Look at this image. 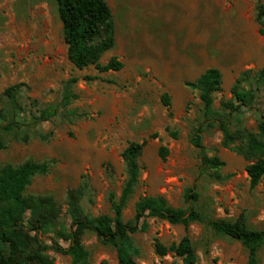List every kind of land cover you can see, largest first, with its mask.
<instances>
[{
    "label": "rangeland",
    "instance_id": "rangeland-1",
    "mask_svg": "<svg viewBox=\"0 0 264 264\" xmlns=\"http://www.w3.org/2000/svg\"><path fill=\"white\" fill-rule=\"evenodd\" d=\"M258 1L264 4V0H106L114 46L98 62L116 57L123 67L99 72L94 65L79 69L68 60L54 0H0V126L13 119L29 135L22 142L0 133V166L49 161L48 172L33 177L25 191L49 194L59 206V217L45 239H56L55 231L70 225L69 190H82L83 213L111 214L107 195L120 194L126 178L121 153L130 141H145V146L138 159L139 182L123 212L125 222L132 220L141 196L162 195L171 206L184 207V190L194 186L197 210L213 219L233 220L243 214L250 228L264 230V178L250 188L245 167L251 160L234 149L242 143L222 146L217 128L205 130L206 155L218 156L225 165L219 170L221 180L202 172L197 150L189 142L192 129L202 120V103L197 90L185 85L209 67L219 69L217 110L232 99L234 84L241 90L258 87L255 106L239 108L232 118L238 121L235 127L260 137L264 83H258L255 74L264 68V34L256 19ZM245 71L250 74L242 76ZM85 75L99 78L85 81ZM73 77L78 81L69 91L77 98L65 104L63 91ZM163 93L169 96L170 108L162 103ZM161 145L168 149L165 160L158 156ZM147 223L146 231L130 235L139 249L138 264H181L172 253L157 255L154 242L169 245L185 233L194 247L195 264H247V251L239 241L217 236L203 223L192 222L187 228L156 218H147ZM82 244L89 264H117L115 249L94 232L86 231ZM124 248L129 249L127 244ZM49 254L57 264H74L67 255L53 250ZM258 258L264 264V244Z\"/></svg>",
    "mask_w": 264,
    "mask_h": 264
},
{
    "label": "trees",
    "instance_id": "trees-1",
    "mask_svg": "<svg viewBox=\"0 0 264 264\" xmlns=\"http://www.w3.org/2000/svg\"><path fill=\"white\" fill-rule=\"evenodd\" d=\"M54 1L61 37L66 45L67 58L72 65L79 69L94 65L99 72L120 70L123 63L116 57L110 58L102 65L98 62L101 55L114 46L111 10L106 0ZM256 19L261 25V33L264 34V4L260 1L256 6ZM248 74L250 71H245L242 76ZM255 77L258 83H264V68L256 73ZM98 78L96 75H85L82 80L93 81ZM77 81L78 78L73 77L66 83L62 95L65 104L77 98L76 94L69 91V87ZM185 85L197 90L202 103V120L189 135V142L197 150L203 165L202 172L216 180L223 179L219 170L225 162L216 155L207 156L202 143L203 132L215 127L222 134V146L230 147L237 142L243 144L239 149L236 146L234 149L251 160L245 171L250 188L256 187L264 178V118L259 121L260 137L257 138L248 134L245 129L235 127L238 121L232 118V114L241 107L255 106L258 87L241 90L234 84L231 90L232 99L224 101L222 109L217 110L214 108V94L221 90L222 74L219 69L209 67L194 81H188ZM14 88L15 86L7 88L6 93ZM161 100L170 108L168 94L163 93ZM0 133L11 134L22 142H27L29 138L25 126L13 119L0 126ZM170 135L177 137L175 132H170ZM144 146L145 141H130L121 153L126 178L118 197L113 192L107 195L111 214L93 216L83 213L79 206L82 190L68 191L70 225L68 228L61 225L58 231H55L56 239L44 238L51 232L59 217V206L54 198L49 194L25 193L33 177L48 172L49 161H25L18 165L6 163L0 166V264H57L50 256V250L69 256L74 264H89V252L82 244V235L86 231L94 232L103 244L115 249L117 264H138L135 257L139 254V249L132 245L130 235L146 231L147 218L160 219L169 224H181L185 228L192 222L203 223L215 235L239 241L247 251V264H259L258 252L264 244V230L250 228L243 214L233 220L213 219L197 210L194 202L198 199V193L194 186L184 190V207L171 206L162 195L141 196L134 204L132 220L124 221L123 212L139 182L141 167L138 159ZM167 155V147L161 145L158 156L165 160ZM59 240L66 245L60 244ZM126 244L129 249L124 248ZM154 250L159 256L172 253L180 257L181 264L196 262L194 247L187 233L178 242L169 245L155 239Z\"/></svg>",
    "mask_w": 264,
    "mask_h": 264
}]
</instances>
